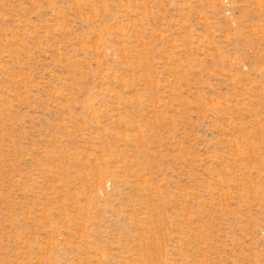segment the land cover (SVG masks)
I'll return each mask as SVG.
<instances>
[{
  "label": "rangeland",
  "instance_id": "1",
  "mask_svg": "<svg viewBox=\"0 0 264 264\" xmlns=\"http://www.w3.org/2000/svg\"><path fill=\"white\" fill-rule=\"evenodd\" d=\"M0 264H264V0H0Z\"/></svg>",
  "mask_w": 264,
  "mask_h": 264
}]
</instances>
